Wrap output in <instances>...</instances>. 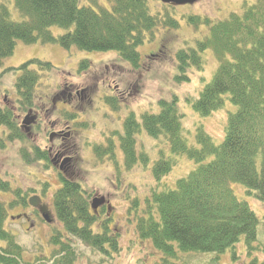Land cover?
<instances>
[{
  "label": "trees",
  "instance_id": "16d2710c",
  "mask_svg": "<svg viewBox=\"0 0 264 264\" xmlns=\"http://www.w3.org/2000/svg\"><path fill=\"white\" fill-rule=\"evenodd\" d=\"M90 1L97 4V0ZM110 1V10L96 11L91 6H79V0H14L21 20L14 19L11 8L6 2L2 3L0 67L3 60L13 54L17 42L22 41L25 44L57 43L68 50L76 47L86 51H116L134 72H143L144 61L138 48L146 39L154 38L158 28L180 26L172 15L176 5L161 0ZM152 3L160 4L162 10L153 13ZM188 19L196 27L207 25L209 34L197 41L196 47L177 51L175 79L190 81L189 71L204 67L202 54L207 50L214 52L219 61L214 77L198 96L188 99L194 111L202 116L222 109L228 99L237 106L235 112L229 113L223 141L218 143L203 127H198L194 142L190 143L183 134L179 99L174 96L171 100H159L157 113L143 112L138 119L130 112L123 131L115 130L106 145L97 144L93 148L98 161L103 162L109 156V160L117 164L116 150L120 148L126 169L131 170L138 163L147 166L150 158L145 152H138L136 138L144 129L150 137L167 143L172 155L186 156L196 163L197 167L178 179L174 188H152L145 198L142 214L138 213L139 197L132 200L129 212L137 214V236L151 243L160 254L153 264H174L171 261L183 264L180 253L190 252L213 253L215 260H219L221 254L232 250L234 260L237 259L235 250L240 240H244L249 250L255 248L259 218L249 203L236 196L231 183L244 185L250 195L264 202V0L245 6L241 13H232L225 20L200 15H190ZM54 27L65 32L56 35L52 31ZM163 41L161 39L159 44L161 48ZM89 64L85 60L81 69ZM35 65L43 71L53 69L51 63L38 59L0 69V84H4L7 73L18 75L16 107L0 102V129L8 130L5 139L0 137L11 143L28 138L20 118L25 113L28 116L35 107V92L41 80ZM0 92H4L6 98L10 91L0 86ZM105 99L114 109L120 108L118 97ZM77 116L72 110L66 112L68 120ZM6 145L0 142V148ZM28 150L23 146L19 151L28 162L50 160L46 150L36 146L32 154ZM153 163V176L160 182L178 161L161 154ZM59 177L63 185L54 194V207L66 233L102 255L110 257L118 253L120 237L111 228L114 218H109L106 207L100 211L95 208V192H87L71 177ZM1 190L14 194L10 207L29 206L30 192L14 189L10 181L0 177ZM8 215L6 204L0 201V264H32L25 262L24 247L6 227ZM51 243L55 247V264H71L75 260L71 240L60 231L54 233ZM234 263L264 264V261L252 259Z\"/></svg>",
  "mask_w": 264,
  "mask_h": 264
},
{
  "label": "rangeland",
  "instance_id": "374dc122",
  "mask_svg": "<svg viewBox=\"0 0 264 264\" xmlns=\"http://www.w3.org/2000/svg\"><path fill=\"white\" fill-rule=\"evenodd\" d=\"M256 1L200 0L176 5L172 15L180 26L176 29L158 28L154 38L146 39L138 48L144 61L143 72H134L131 65L116 51H86L76 47L68 50L57 43L17 42L13 54L3 60L0 69L18 67L31 59L49 62L53 66L50 71L38 69L39 65L34 66L41 74L33 109L38 114V127L24 125L22 128L28 133L27 140H15L12 143L4 140L8 130L3 127L0 129V136L4 138L0 137V142L4 141V145L7 143L5 148H0V177L10 181L14 189L30 192L29 197L40 196V206L46 207L56 219L51 223L47 222L32 205L25 208L10 207L9 203L14 194L11 191H0V201L6 204L9 213L6 227L24 247L25 262L55 264L54 260L57 259L53 256L55 247L51 243V237L57 231L71 240L76 254L71 264H153L158 260L160 254L153 245L144 242L135 232L137 214L129 212L132 200L139 197L141 204L138 213H141L145 198L152 188H174L178 179L186 177L197 167L196 163L186 156L172 155L167 143L160 141L161 138L150 137L144 129L136 138L138 152H145L150 158L147 166L138 163L131 170L126 169L120 148L116 150L117 164L109 160V156L103 162L98 161L92 149L97 144L106 145L115 130L123 131L124 121L130 112H134L138 119L143 112L157 113L158 101L171 100L174 96L179 99L178 106L183 113V134L189 142H194L195 130L203 127L221 143L225 137L229 113L235 112L237 106L228 99L222 109L209 116H202L194 111L192 102L188 99L198 96L205 84L214 77L219 66L216 55L212 50L205 51L202 54L203 69H191L188 73L190 81L178 82L175 79L178 75L176 54L181 48L196 47L197 41L209 34L207 25L196 27L189 22L188 16L200 15L212 20H225L232 13H241L245 6ZM5 2L12 10V17L21 20L14 0H0V5ZM79 6H91L99 11L100 8L110 10L112 4L110 0H97V4L90 0H79ZM151 10L156 13L162 7L152 3ZM52 31L56 35L65 32L57 27L52 28ZM161 39L165 40L163 48L159 46ZM85 60L90 62L89 67L81 69ZM17 76L14 73L5 75L4 84L1 83L0 86L2 90L10 92L6 98L3 96L4 92H0V102L9 106L16 104ZM60 92L63 95L58 99ZM107 96L119 98L121 105L118 110L106 101ZM68 110L78 113V116L74 120H68ZM26 115L27 113L20 118L21 126ZM52 144H63L61 149L71 159L69 172L73 175L65 177L77 180L87 192H95L110 201L113 208L109 218H114L111 228L120 237L118 253L109 257L93 251L81 240L69 236L57 219L54 194L63 185L58 175V167L45 160L28 162L19 153L23 146L31 154L35 146L48 152ZM161 154L175 158L178 163L158 182L153 176L152 167ZM231 188L240 200L249 203L259 218L255 248L249 250L242 239L236 244L238 258L235 260L232 250L221 254L219 260H215L213 253L190 252L180 253L185 261H182L183 264H235L234 262H249L252 259L264 261V202L250 195L247 188L240 183H231ZM171 262L178 264L176 261Z\"/></svg>",
  "mask_w": 264,
  "mask_h": 264
},
{
  "label": "flooded vegetation",
  "instance_id": "af4514ba",
  "mask_svg": "<svg viewBox=\"0 0 264 264\" xmlns=\"http://www.w3.org/2000/svg\"><path fill=\"white\" fill-rule=\"evenodd\" d=\"M63 95V93H61ZM61 94L58 95V99H61ZM78 94V93H77ZM71 95V94H70ZM74 108V107H73ZM39 122V118H38V114L34 113L32 111L29 112L28 116L24 117V120L22 121L23 123V127L24 125H28L30 126H34L37 125ZM29 126H27V129L29 128ZM61 137V136H59ZM62 140H65L66 138H60ZM61 147H63V144H60L59 146L52 144V147H50L48 149V154H49V158H50V162L52 163V165L54 167H58V175L63 176L64 178L65 175H73L70 171V165H71V159L69 156L65 155V152L61 149ZM93 150V149H92ZM66 151V150H65ZM67 152V151H66ZM97 196L98 197V201L96 202V208L100 211V209L103 207H106V209L109 211L108 214H110V201H108V199H106L104 196H99V195H94V197ZM93 197V198H94ZM38 206L37 208H35L37 211L43 212V209L45 211H48V209L46 207H41L40 206V201L37 200ZM30 219V217H29Z\"/></svg>",
  "mask_w": 264,
  "mask_h": 264
},
{
  "label": "water",
  "instance_id": "95a60500",
  "mask_svg": "<svg viewBox=\"0 0 264 264\" xmlns=\"http://www.w3.org/2000/svg\"><path fill=\"white\" fill-rule=\"evenodd\" d=\"M161 1L163 3H167V4L183 5V4L194 3V2H197L200 0H161ZM37 200L39 201L38 197H36V196L32 197L30 199V204L37 207L38 206ZM42 209H43L42 215H43L44 219L47 222L51 223L53 221L51 214L48 211H45L44 208H42Z\"/></svg>",
  "mask_w": 264,
  "mask_h": 264
}]
</instances>
